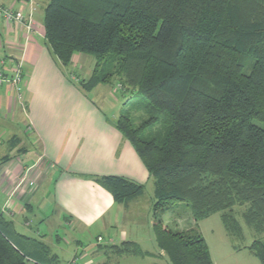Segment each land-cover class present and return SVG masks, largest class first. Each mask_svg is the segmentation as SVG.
<instances>
[{"label": "trees", "instance_id": "1", "mask_svg": "<svg viewBox=\"0 0 264 264\" xmlns=\"http://www.w3.org/2000/svg\"><path fill=\"white\" fill-rule=\"evenodd\" d=\"M42 23L62 65L94 57L85 89L117 76L142 97L132 104L143 113L120 109L115 126L153 182L154 207L173 210L152 226L171 264H214L203 236L177 226L182 207L194 222L219 212L239 237L233 212L245 206V223L264 231V0H49ZM99 183L117 202L144 189L117 175ZM47 249L0 214V264H49ZM247 249L264 264V241Z\"/></svg>", "mask_w": 264, "mask_h": 264}, {"label": "crops", "instance_id": "2", "mask_svg": "<svg viewBox=\"0 0 264 264\" xmlns=\"http://www.w3.org/2000/svg\"><path fill=\"white\" fill-rule=\"evenodd\" d=\"M48 2L0 0L25 15L33 7L30 31L0 18L1 69L10 74L15 62H22L21 93L0 85V214L16 232L48 248L49 264H171L151 233L153 221L145 232L135 229L148 214L143 194L117 202L99 183L102 176L117 175L144 188L153 185L134 148L117 130L112 108L108 116L98 103L111 104L108 91L99 90L91 98L95 89L80 84L89 72L81 78L68 74V65L46 44L42 19ZM81 55L74 54L69 65L83 61ZM186 215L213 261L198 222L188 211L181 214ZM122 242H135L142 253L114 252L111 247Z\"/></svg>", "mask_w": 264, "mask_h": 264}, {"label": "rangeland", "instance_id": "3", "mask_svg": "<svg viewBox=\"0 0 264 264\" xmlns=\"http://www.w3.org/2000/svg\"><path fill=\"white\" fill-rule=\"evenodd\" d=\"M81 56H83L82 58H84L83 61L79 60L77 64H75V66L68 65L67 72L68 74L74 73V75L77 76L78 78L82 77V73L89 72V76H88L89 78L95 64V59L93 56L87 54H82ZM119 83L120 82L118 77L114 76L110 78L108 82L106 81V82L98 83L94 87H92V89L94 88L95 90L90 91L89 96L95 99L96 97H98L99 90L100 92L105 91L104 93L108 91L109 94L106 101L111 102V104L107 103L106 105H103L102 102H98L100 105H102L104 111L108 113V116H111V111L109 110V107H111L112 111L115 114V117H118L119 109H123V108L127 109L133 116L138 117L143 112L141 110H138L136 107H134L132 103L141 100L142 97L140 95L133 94L131 91L132 88H130L128 91L125 92L124 90L121 89ZM96 87L98 89H96ZM118 87H120V89H118ZM132 107H134V109H132ZM138 121L139 120L137 119V122ZM142 194L143 195L141 196L142 198L141 200H144V202L147 205L150 206L151 204L152 206L151 207L148 206L147 217L145 214V220L144 218H142L138 226L137 227L135 226V229L140 232H145V230L147 229L146 226L151 227V222L152 221L154 222L155 218L165 219L167 216L171 214L170 212L173 210L166 209V207H161V206L154 207L155 199L153 197L152 183H148L145 186ZM244 209L245 206H235L233 212L242 230V236L239 237H232L226 233V230L221 220V214L219 212L214 213L206 218L197 221L199 224V229L202 231V233L205 235L208 242L210 243L211 254L213 257L214 264H261V261L248 251L247 246L254 239L264 241V231L257 233L245 223V221L242 218V212L244 211ZM186 210L188 211L187 207L186 208L182 207V211H186ZM52 219L55 220V218ZM177 220H178L177 226H179L180 229L187 230V228H190L189 226L191 225L190 217H188L187 215L181 216V218H178ZM43 226L41 227L44 231L45 227L43 228ZM151 233H153V231H151ZM104 240L105 237H103L102 241ZM233 245L239 246L240 249L239 248H237V250L234 249ZM52 248L57 250V248L54 247Z\"/></svg>", "mask_w": 264, "mask_h": 264}, {"label": "built area", "instance_id": "4", "mask_svg": "<svg viewBox=\"0 0 264 264\" xmlns=\"http://www.w3.org/2000/svg\"><path fill=\"white\" fill-rule=\"evenodd\" d=\"M0 18L5 20L8 23H17L26 28L27 31L32 29L33 25V7L30 6V10L27 15L23 14L21 11H15L11 7H6L0 4ZM3 63L0 62V85L6 83L13 87L18 93L22 91V62L18 60L12 67L10 74L4 73L1 69ZM33 182L29 181V185H32ZM98 240H101L99 237ZM72 260V263H74Z\"/></svg>", "mask_w": 264, "mask_h": 264}]
</instances>
